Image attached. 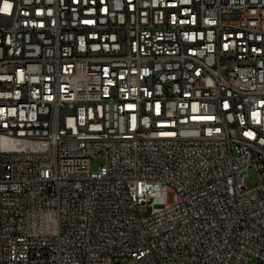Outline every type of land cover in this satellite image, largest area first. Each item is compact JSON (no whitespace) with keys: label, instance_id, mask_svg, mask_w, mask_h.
I'll return each mask as SVG.
<instances>
[{"label":"built area","instance_id":"2783aa9c","mask_svg":"<svg viewBox=\"0 0 264 264\" xmlns=\"http://www.w3.org/2000/svg\"><path fill=\"white\" fill-rule=\"evenodd\" d=\"M251 263L264 0H0V264Z\"/></svg>","mask_w":264,"mask_h":264},{"label":"rangeland","instance_id":"374dc122","mask_svg":"<svg viewBox=\"0 0 264 264\" xmlns=\"http://www.w3.org/2000/svg\"><path fill=\"white\" fill-rule=\"evenodd\" d=\"M99 164H100V160H97V159L93 160L92 168L96 169ZM257 180H258L257 171L255 169H252L250 171V185L256 184ZM169 202H173V194H169ZM164 206H165L164 200H160V202H157L156 204H154L153 207H148L147 210L143 213V215L147 216L151 214L152 210H155V209L161 210L164 208Z\"/></svg>","mask_w":264,"mask_h":264}]
</instances>
